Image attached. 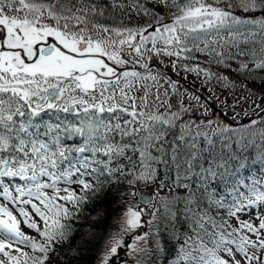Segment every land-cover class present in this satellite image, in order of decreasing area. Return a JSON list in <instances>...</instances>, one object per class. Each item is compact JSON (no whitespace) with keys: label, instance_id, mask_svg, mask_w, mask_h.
Listing matches in <instances>:
<instances>
[{"label":"snow or ice","instance_id":"obj_1","mask_svg":"<svg viewBox=\"0 0 264 264\" xmlns=\"http://www.w3.org/2000/svg\"><path fill=\"white\" fill-rule=\"evenodd\" d=\"M154 59L209 100L215 84L259 96L256 118L214 120ZM180 87L198 109L169 101ZM121 183L155 184L140 197L148 225L156 201L173 237L187 232L173 264H264V0H0V264H51L86 206ZM145 212L127 204L95 264L146 253L142 241L168 251L160 231L124 241Z\"/></svg>","mask_w":264,"mask_h":264},{"label":"trees","instance_id":"obj_2","mask_svg":"<svg viewBox=\"0 0 264 264\" xmlns=\"http://www.w3.org/2000/svg\"><path fill=\"white\" fill-rule=\"evenodd\" d=\"M124 23L129 27L135 28L137 24L147 23V18L144 20L135 18L129 21L125 17ZM232 78L236 79L235 74H233ZM199 91L203 93L205 98L209 97V93L204 91L203 88H200ZM224 105L227 106L225 102ZM197 114L201 115V111H196L195 115ZM219 114L220 111L216 112L217 118L221 120ZM237 120H233L236 124H230L229 120L222 119V123H226L234 129H239L241 125L248 122L239 123ZM131 189L139 195L142 193L139 191H145L146 186L141 183L135 188H129L126 183L116 184L111 186L110 190H106L105 194L100 196L99 199H94L89 203L86 206L87 210L83 213V216L87 217V220L82 219L79 225L74 226L76 227L75 234L69 243L57 249L59 256L53 254L51 264H95L96 257L102 251L105 240L109 238L111 233L119 231V218L124 209L122 207L124 202L131 196ZM160 194L162 196L168 195V189L161 190ZM159 209V219L153 225L154 232L149 230L146 233L149 234V239L151 240L155 237L157 231L163 232L168 237V244L165 245L168 251L161 252L156 249L154 244H147L142 241L140 242V246L145 247L148 251L146 253L133 254L134 260H130L128 264H165L164 258L166 255L169 256L168 264H173L181 242L187 235V232H181L179 226H177L175 236L173 237L172 223H169L163 216L164 209L161 206H159ZM105 213L108 215L107 224L103 223ZM243 218L247 219L246 216ZM93 225H100V227H93ZM84 233H90V235H82ZM31 235H35V233L33 232Z\"/></svg>","mask_w":264,"mask_h":264},{"label":"rangeland","instance_id":"obj_3","mask_svg":"<svg viewBox=\"0 0 264 264\" xmlns=\"http://www.w3.org/2000/svg\"><path fill=\"white\" fill-rule=\"evenodd\" d=\"M151 62H153L154 64L156 63L157 68H159L161 70L163 69L170 76H172L175 80H177V81L180 80L181 82L189 85L190 87H192L193 89H195L197 91H199V89L201 88L199 80L195 81V84H194L191 77L187 80L182 79L181 76H178L175 72H173L170 67H166L165 64L159 63V61L157 59L149 61L148 63H151ZM139 70H142V69H139ZM153 71H154V73L156 72V70H154V69H153ZM241 82L242 81H237V83H241ZM161 83H163V81ZM165 87H167V85H165ZM209 87H215L216 95L219 97V99H216L215 97H213L209 100V97H208V98H206V100L211 102L212 105L217 108V109H213L215 112H218L217 110L220 111L219 115H220L221 120L219 118H217V116H214L213 119L216 121H219L221 123H222V119L234 122L233 120H236L237 118H239L240 123L244 120L251 119V118H246V117H254L255 116V112L253 111L255 106L253 105L252 101L255 100V102L257 104L261 103L259 96H250L247 91H243L239 87H237L235 89L229 88L227 90L222 88L219 84L209 85ZM161 91H163V89H161ZM179 92H180V94L177 95L178 99L177 98L175 99L177 101L175 107H179L181 103H183V104L191 103L194 110L199 108L197 101L192 98L191 93L184 92V90L181 87L179 88ZM199 92H200V94L203 95V93L201 91H199ZM172 96H173V90L169 89V97L168 98H169L170 102H171V100H173ZM244 97H248V99L245 100ZM224 102L227 104V106L224 105ZM224 113H226V115H224ZM196 116L199 117L200 115L197 114ZM254 118H256V116ZM132 192L133 191L131 189V193ZM139 192H142V193L137 195V193L135 192L136 193L135 196L131 195L130 198L124 202L122 208H125L127 206V204L134 201L133 199H136L138 196H141V195H146L147 198L151 199L153 197V195L156 194L157 187L155 184H150L146 187L145 191H139ZM159 195L162 196L160 193H159ZM153 205L156 208H159V206H160V204L157 203L156 201H153ZM139 207H145L146 208L145 215L142 217V222H143L144 226L142 228H137L136 230H134L131 233L124 234L123 237L125 238V242L129 246L133 244V237L135 235H137V234L143 235L144 233H146L149 230L151 232H154L153 225L149 226L147 223L151 219L150 213L152 211V207L151 206L146 207L143 204H140ZM255 211L257 214H259V208H256ZM22 230L26 234H29V235H31L33 233V230L28 229L24 225H22ZM120 249H123V247L119 248V250ZM125 253H126V261L124 263H121V264H128L130 260L131 261L134 260L132 257L133 253H132L131 247H125Z\"/></svg>","mask_w":264,"mask_h":264},{"label":"water","instance_id":"obj_4","mask_svg":"<svg viewBox=\"0 0 264 264\" xmlns=\"http://www.w3.org/2000/svg\"><path fill=\"white\" fill-rule=\"evenodd\" d=\"M201 96V95H199ZM176 96H174L175 98ZM202 97V96H201ZM211 104V103H210ZM143 197H146V195H142ZM142 196H139L137 198V202L140 203V197ZM147 198V197H146ZM137 202H135L137 204ZM133 203V202H132ZM124 241H125V238H123ZM126 261V253L124 251H121V250H118L117 253H116V256L113 257V261L110 262V264H121V263H124Z\"/></svg>","mask_w":264,"mask_h":264},{"label":"flooded vegetation","instance_id":"obj_5","mask_svg":"<svg viewBox=\"0 0 264 264\" xmlns=\"http://www.w3.org/2000/svg\"><path fill=\"white\" fill-rule=\"evenodd\" d=\"M150 64L155 66V67H154V70L159 71V72H162V73H165L167 76H169V74H168L167 72H165L163 69L161 70V69L157 68L156 63L154 64L153 62H151ZM138 70H139V69H138ZM141 71H142V70H141ZM169 77H171V76H169ZM171 79H172V80H175L173 77H171ZM176 81H177V80H176ZM178 81H179V84L182 85L183 82H181L180 80H178ZM181 88H183V87H181ZM176 96H177V95H176ZM176 98H177V97H175V98L172 97V99H174V100H175ZM177 99H178V98H177Z\"/></svg>","mask_w":264,"mask_h":264}]
</instances>
